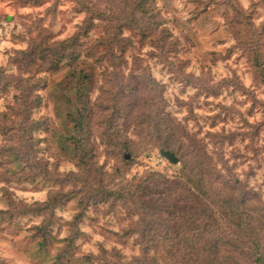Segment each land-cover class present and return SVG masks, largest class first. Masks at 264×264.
I'll use <instances>...</instances> for the list:
<instances>
[{
  "label": "rangeland",
  "instance_id": "rangeland-1",
  "mask_svg": "<svg viewBox=\"0 0 264 264\" xmlns=\"http://www.w3.org/2000/svg\"><path fill=\"white\" fill-rule=\"evenodd\" d=\"M83 1L112 16L86 39L126 21L128 46L56 68L45 47L88 18L79 0H0V264H193L215 245L221 263L264 256V0ZM18 84L38 96L39 126L21 144L17 130L6 140L3 118ZM79 97L89 101L81 134L69 117ZM71 135L83 137L86 165ZM203 164L206 198L189 183ZM239 239L244 252H230Z\"/></svg>",
  "mask_w": 264,
  "mask_h": 264
},
{
  "label": "trees",
  "instance_id": "trees-1",
  "mask_svg": "<svg viewBox=\"0 0 264 264\" xmlns=\"http://www.w3.org/2000/svg\"><path fill=\"white\" fill-rule=\"evenodd\" d=\"M79 4L84 8L81 9V11H84L87 15L88 18H85L83 20V22L81 23V25L78 27L77 31L71 36L68 37L67 39L60 41L59 43H52V45L49 47H45L46 50H50L53 51V53L55 54V58L52 62V66L56 67L59 66V63L63 60H67L69 63L68 65H72L77 63L78 58L79 57H90L92 58V60L94 62H98L99 59H102L103 57H105L104 54L110 55V57L117 59V51H115V47L116 45H118L116 48H118L117 50H119V54L118 55H123L125 53V49L126 46H128V44L123 43V41L121 40H126L128 37H124L121 36L119 37V34H122L125 25H128V23H126V21L124 22L125 25L121 24L117 27H109L107 28L108 32H105L101 37L99 38H95L94 40L92 39H86L89 38V32L91 30V28L93 27L94 21L96 19L105 21L108 19V21H112V16L110 14H107L104 11H93L92 8L88 5H86L84 3L83 0H79ZM114 29L116 30V32L114 34L111 33V30ZM106 31V30H105ZM85 38V39H84ZM129 42V41H128ZM121 44H125V49H121ZM100 45L104 47V50L106 52L103 51V54L101 55V57H96L94 58V54H98L99 52V48ZM120 47V49H119ZM122 48H124L122 46ZM109 60V59H107ZM87 74L83 75V78H87ZM1 81H4L3 83ZM84 84V83H83ZM82 84V85H83ZM88 83L86 84L88 86ZM8 85V80L5 79L4 77V73L3 70H0V90H3L7 87ZM141 85L138 86L137 85L134 86V88L136 89V87H140ZM155 81H145L144 84L142 85V88H144L145 90L147 89V91H150L151 93H153V91L155 90ZM14 88H18V90H21V96H14V100L13 103L10 104L8 110L6 113H3V118L6 122H9V125L12 124L11 126H7L4 127V132L7 135V139L9 141H12V137L14 133H11L13 130H17L18 135L20 134V138L16 136V140H19V144H21L22 142L28 143V140H30L31 138V133L33 131L34 128H36V124H39L38 121H35L32 119V112H33V108L38 104V96L34 95V96H29L26 95V91L24 92L21 88V86L18 84L16 85V87ZM84 88H86V86H84ZM79 91L81 92V94L83 93L84 90L79 89ZM147 98L146 103L150 104L153 103V105H155V103L159 105L161 100H157L154 101L153 98L151 97V95L146 94L145 95ZM76 108L73 112H69V117H70V121H72L74 123V131L78 128L79 132L78 134H81L83 131V127L84 125H86V117L87 114L89 113V109H88V104L89 101L88 100H83L82 98H78L76 99ZM145 104V101H144ZM136 106V105H135ZM144 108V107H143ZM162 115V114H161ZM162 117H159L158 119L162 120ZM163 121V120H162ZM14 122H18L19 126L15 127ZM72 137V142H74V146L75 148H73L74 150H77V152L79 153V157L77 159V164L78 165H82V164H87L88 160L90 159V153L88 151H85L88 147L83 146L81 144V138L83 137H78V135L74 136L71 135ZM121 139H118L116 142H120ZM130 141V139H129ZM23 143V144H25ZM116 143V145L118 144ZM18 144V145H19ZM11 147H13V145H11ZM164 150H168L169 149H164ZM84 151V152H83ZM172 152V151H170ZM173 153V152H172ZM174 154V153H173ZM175 155V154H174ZM176 156V155H175ZM177 157V156H176ZM183 168L188 169V165L187 163L183 162ZM204 168V169H203ZM191 170V172H194L193 167L189 168ZM202 173H197V177L196 179H191V181L189 182L190 185H192V187L195 185V190L196 192L201 195L202 197L206 198L208 197V189L211 188V184H210V179H209V165L207 164H203L202 165ZM155 179V178H151ZM217 179H219L217 177ZM146 182V181H144ZM229 181H226V183H228ZM220 184H223L222 181L219 182ZM225 183V184H226ZM156 184V182H155ZM142 185L143 182L136 184L133 188L129 189V197H132L133 195H135V193H138L137 191L142 189ZM144 186V185H143ZM207 188V190H206ZM104 196L105 197H109L114 196L116 198V192L115 191H111L110 193L104 192ZM93 195H91L92 197ZM245 197V196H242ZM221 202V205L226 207V208H232L233 205L229 202V200L227 198L224 199H219ZM247 200V199H245ZM241 201V202H240ZM238 202V204L236 206H234L233 208H237V207H241V206H245V201L244 200H240ZM242 219L239 220V222H241L240 224V228L242 229ZM152 221V220H151ZM152 230V229H150ZM242 240H235L232 242H228L227 245H229L233 250H230V252H235L237 254L238 251L244 252V249L242 247ZM254 250H257V245H254L253 247ZM203 251L209 252L210 256L208 258V260H204V259H200L197 258L193 261V264H264V256L262 254L259 255V257L249 260V259H243V257H238V259L236 257H232L231 255H228V259L226 257V261H224L225 263H221L218 261L216 255L219 252V246L215 245L211 248H207V246H204L202 248ZM199 251H192V253H190V255L194 254L195 256L198 255ZM194 256V258H196Z\"/></svg>",
  "mask_w": 264,
  "mask_h": 264
},
{
  "label": "water",
  "instance_id": "water-1",
  "mask_svg": "<svg viewBox=\"0 0 264 264\" xmlns=\"http://www.w3.org/2000/svg\"><path fill=\"white\" fill-rule=\"evenodd\" d=\"M160 152H161V154H162L163 156H165L169 161H171V162H177V157H176L172 152H170V151H168V150H164V149H161ZM129 156H130L129 154H125V155H124V158H125V159H128Z\"/></svg>",
  "mask_w": 264,
  "mask_h": 264
}]
</instances>
